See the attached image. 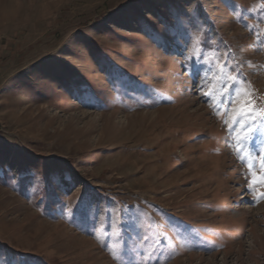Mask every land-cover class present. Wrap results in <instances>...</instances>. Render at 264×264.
Segmentation results:
<instances>
[{"label": "rangeland", "instance_id": "374dc122", "mask_svg": "<svg viewBox=\"0 0 264 264\" xmlns=\"http://www.w3.org/2000/svg\"><path fill=\"white\" fill-rule=\"evenodd\" d=\"M242 89L264 0H0V264H264Z\"/></svg>", "mask_w": 264, "mask_h": 264}, {"label": "snow or ice", "instance_id": "6c2138e0", "mask_svg": "<svg viewBox=\"0 0 264 264\" xmlns=\"http://www.w3.org/2000/svg\"><path fill=\"white\" fill-rule=\"evenodd\" d=\"M242 95L239 101L240 107L236 110L235 116L233 117L232 113H226L230 117V121H225L226 126H229V130L232 131L235 122L240 120L242 117L247 116L249 120H252L255 123V117L257 112L264 115V108H258L255 104V99L250 92L241 90ZM219 116L221 113L216 112ZM250 124L245 123L242 126L241 132L239 134L234 133L233 139L235 141V151L238 154V158L241 160L247 161L249 166V173L246 179L248 180V189L252 192L254 197V203H259L261 200H264V191L259 189H264V148H261V154L258 157H251V153H244L243 144L247 141L252 133L255 131ZM253 159H256L259 163V175L257 174V168L251 163ZM250 178V179H249Z\"/></svg>", "mask_w": 264, "mask_h": 264}]
</instances>
